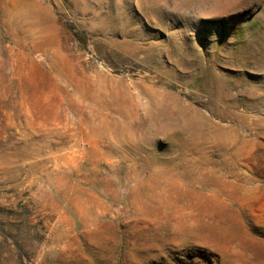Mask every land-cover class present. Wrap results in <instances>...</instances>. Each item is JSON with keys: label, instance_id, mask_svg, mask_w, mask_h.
I'll use <instances>...</instances> for the list:
<instances>
[{"label": "rangeland", "instance_id": "1", "mask_svg": "<svg viewBox=\"0 0 264 264\" xmlns=\"http://www.w3.org/2000/svg\"><path fill=\"white\" fill-rule=\"evenodd\" d=\"M0 264H264V0H0Z\"/></svg>", "mask_w": 264, "mask_h": 264}, {"label": "bare ground", "instance_id": "2", "mask_svg": "<svg viewBox=\"0 0 264 264\" xmlns=\"http://www.w3.org/2000/svg\"><path fill=\"white\" fill-rule=\"evenodd\" d=\"M139 93V92H138Z\"/></svg>", "mask_w": 264, "mask_h": 264}]
</instances>
